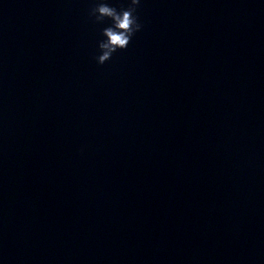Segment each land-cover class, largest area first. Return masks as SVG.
Masks as SVG:
<instances>
[{
    "label": "water",
    "instance_id": "obj_1",
    "mask_svg": "<svg viewBox=\"0 0 264 264\" xmlns=\"http://www.w3.org/2000/svg\"><path fill=\"white\" fill-rule=\"evenodd\" d=\"M96 2L0 0V264H264V0Z\"/></svg>",
    "mask_w": 264,
    "mask_h": 264
},
{
    "label": "clouds",
    "instance_id": "obj_2",
    "mask_svg": "<svg viewBox=\"0 0 264 264\" xmlns=\"http://www.w3.org/2000/svg\"><path fill=\"white\" fill-rule=\"evenodd\" d=\"M141 0H129L126 8L117 9L108 3V0H97L89 11V16L94 22L102 24L110 20L109 26L101 31L102 37L98 42L100 54L95 57L99 65H103L112 59L118 50H124L130 44L134 35L142 30L143 25L136 15Z\"/></svg>",
    "mask_w": 264,
    "mask_h": 264
}]
</instances>
